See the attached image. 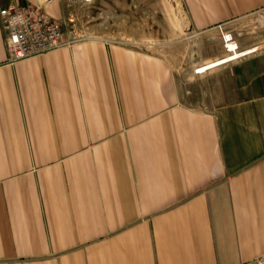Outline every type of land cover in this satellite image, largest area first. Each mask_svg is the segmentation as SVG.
Segmentation results:
<instances>
[{"label": "crops", "instance_id": "crops-1", "mask_svg": "<svg viewBox=\"0 0 264 264\" xmlns=\"http://www.w3.org/2000/svg\"><path fill=\"white\" fill-rule=\"evenodd\" d=\"M182 1L200 31L264 9ZM1 30L0 264H264V40L181 80L93 37L9 62Z\"/></svg>", "mask_w": 264, "mask_h": 264}, {"label": "rangeland", "instance_id": "rangeland-1", "mask_svg": "<svg viewBox=\"0 0 264 264\" xmlns=\"http://www.w3.org/2000/svg\"><path fill=\"white\" fill-rule=\"evenodd\" d=\"M65 31L85 37L131 43L167 58L182 80L189 72L230 52L223 34L231 32L237 44L264 40V9L227 25L197 30L182 0H66ZM204 72V71H203Z\"/></svg>", "mask_w": 264, "mask_h": 264}, {"label": "built area", "instance_id": "built-area-1", "mask_svg": "<svg viewBox=\"0 0 264 264\" xmlns=\"http://www.w3.org/2000/svg\"><path fill=\"white\" fill-rule=\"evenodd\" d=\"M0 24L9 62L73 46L87 38L76 32L67 34L61 22L48 16L40 6L29 4L0 6ZM222 36L228 52L238 49L231 32ZM241 53L245 54L246 51Z\"/></svg>", "mask_w": 264, "mask_h": 264}, {"label": "bare ground", "instance_id": "bare-ground-1", "mask_svg": "<svg viewBox=\"0 0 264 264\" xmlns=\"http://www.w3.org/2000/svg\"><path fill=\"white\" fill-rule=\"evenodd\" d=\"M263 45H264V44H263ZM263 45H260V46H263ZM260 46H259V47H260ZM246 52H247V51H246ZM240 54H242L241 51H238V49H235L234 51L230 52L227 56H225V57H223V58L216 59V60H214V61H210V62H208V63H206V64H203V65L201 66V68H199V69L197 70V72H203V71H206L208 68L213 67V66H215V65H217V64H221V63H224L225 61H229V60H232V59H234V58H237V57L240 56ZM242 55H243V54H242ZM217 66H218V65H217Z\"/></svg>", "mask_w": 264, "mask_h": 264}]
</instances>
